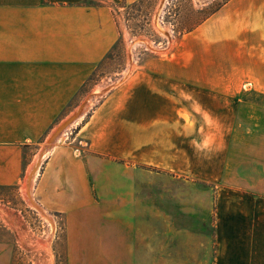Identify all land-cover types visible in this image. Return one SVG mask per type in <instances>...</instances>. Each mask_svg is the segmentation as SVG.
Instances as JSON below:
<instances>
[{"label":"crops","instance_id":"crops-1","mask_svg":"<svg viewBox=\"0 0 264 264\" xmlns=\"http://www.w3.org/2000/svg\"><path fill=\"white\" fill-rule=\"evenodd\" d=\"M134 1L0 0V186L18 187L30 149L103 86L92 77L119 39L113 7ZM122 79L32 179L37 204L63 218L67 263L190 264L196 241H214L213 264H264V0H226ZM199 132L223 144L213 196L148 189L142 167L199 179Z\"/></svg>","mask_w":264,"mask_h":264},{"label":"rangeland","instance_id":"rangeland-1","mask_svg":"<svg viewBox=\"0 0 264 264\" xmlns=\"http://www.w3.org/2000/svg\"><path fill=\"white\" fill-rule=\"evenodd\" d=\"M223 1L165 0L158 13L157 7L160 0L121 2L114 6L113 14L119 28V39L112 51L97 66L92 77L103 83V86L95 87L94 89L97 88V90L90 88L63 120L88 96H90L91 105L94 101L91 99L92 97L93 99L101 98L109 91H113L122 82V78L133 72L137 64L151 58L157 49L165 44L169 45L172 40H176L183 33L194 28L215 11ZM155 20L166 26L169 33L161 32L157 28ZM92 90L98 92L99 95H91ZM88 107L83 110L85 111ZM48 136L43 141H46ZM195 140L196 165L190 167V172L197 176L200 175L199 179H196L193 184L190 183V187L180 180L178 186L165 174V171H160L151 166L142 167L143 169L139 170V173L148 175V189L161 188V185L164 189H170L173 185H175L174 188L181 190L195 189L197 200L203 203L208 201L210 196H213L216 182L207 177L209 175L214 177L218 174V161L223 144L212 142L208 135L201 132L196 134ZM205 141H207L210 150L199 146V144H205ZM42 142L37 145L36 150L30 149L20 185L18 187L0 186V264H68L63 218L60 215L51 216L47 213L51 218L49 220L28 201L24 193L28 167L39 153ZM155 153V150H150L149 157L154 159ZM42 162L43 160L39 163L37 170ZM179 168L184 171L188 169L182 165ZM32 186L33 182H31L29 195L37 203L32 195ZM197 220V240L203 237L204 232L210 236L212 232L209 211L204 216L202 215L201 220ZM213 243L214 241H196V255L189 257L190 264H193L191 261L193 258L194 264H213ZM168 255L166 254L164 258L169 257ZM186 257V254L180 256L182 259ZM163 264L172 263L165 261ZM179 264L187 263L181 261Z\"/></svg>","mask_w":264,"mask_h":264},{"label":"bare ground","instance_id":"bare-ground-1","mask_svg":"<svg viewBox=\"0 0 264 264\" xmlns=\"http://www.w3.org/2000/svg\"><path fill=\"white\" fill-rule=\"evenodd\" d=\"M164 1H165V0H160V3H159V5H158V7H157V13L161 10ZM155 21H156L155 24H156L157 28H158L161 32H163V33H165V34H168V33H169V29H168L166 26H164V25H162L161 23L157 22V20H155ZM131 61H132V60H131ZM95 90H97V89H95ZM91 95L98 96L99 93H98V92H95V91H92ZM90 103H91L90 96H88V97L86 98V100H85L84 102H82V104L80 105V107H78V109L75 110V112H73V114H72V115H73V118H72V119H71V120H70V121H69L64 127H62V128L58 131V133H56L55 135H54V134H51V136L49 137V141H51V142L54 141L55 138H56L57 136L60 135L61 130H63V128H65L69 123H71L76 117H78L80 114H82L83 111H84L83 109L87 108V107L90 105ZM50 146H51V145L49 144V145H47L44 149H42L41 152L39 151V153L37 154L35 160H34L33 163L31 164V166H29V170H28V172H27V173H28L27 175H28L29 177H28L26 183L24 184V193H25V196H26V198L28 199V201H29L34 207L38 208L39 211H40L44 216H46L49 220H51L50 216L47 214V212H45V211L39 206V204L35 203V202L33 201V199H31V197H30V195H29V194H30L29 192H30V186H31L32 179H33L34 175L36 174L37 167H38L39 163H40V162L45 158V156L47 155Z\"/></svg>","mask_w":264,"mask_h":264},{"label":"water","instance_id":"water-1","mask_svg":"<svg viewBox=\"0 0 264 264\" xmlns=\"http://www.w3.org/2000/svg\"><path fill=\"white\" fill-rule=\"evenodd\" d=\"M82 104V103H81ZM80 104V105H81ZM80 105L78 106V107H80ZM78 107L75 109V110H77L78 109ZM75 110L73 111V112H75ZM73 112L67 117V118H65L61 123H60V125L59 126H57L54 130H52V132L49 134V136H48V138L46 139V142L42 145V147H41V149H40V152H41V150L42 149H44L47 145H49V144H51L52 142L51 141H49V137L51 136V134H56V133H58V131L62 128V127H64L72 118H73ZM31 166V165H30ZM28 170H29V167H28ZM28 174V173H27ZM28 175H26V177H25V183H26V181H27V179H28Z\"/></svg>","mask_w":264,"mask_h":264},{"label":"trees","instance_id":"trees-1","mask_svg":"<svg viewBox=\"0 0 264 264\" xmlns=\"http://www.w3.org/2000/svg\"><path fill=\"white\" fill-rule=\"evenodd\" d=\"M226 0H224L223 2H225Z\"/></svg>","mask_w":264,"mask_h":264}]
</instances>
